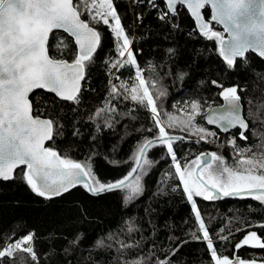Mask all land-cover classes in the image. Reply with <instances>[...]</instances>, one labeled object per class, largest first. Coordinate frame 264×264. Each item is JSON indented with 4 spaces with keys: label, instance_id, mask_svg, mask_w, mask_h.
<instances>
[{
    "label": "trees",
    "instance_id": "16d2710c",
    "mask_svg": "<svg viewBox=\"0 0 264 264\" xmlns=\"http://www.w3.org/2000/svg\"><path fill=\"white\" fill-rule=\"evenodd\" d=\"M113 4L132 41L136 65L113 68L123 60L118 42L108 26L92 21L90 26L100 32L101 44L86 66L79 102L64 101L43 90L29 97L33 115L55 122L54 140L47 147L90 166L101 183L128 176L137 167L138 146L158 135L149 109L124 99L127 93L119 88L120 84H138L139 67L162 114L185 119L190 105L198 102L202 114L195 123L215 133L201 140L194 130L166 128L175 137L173 150L182 169L206 151L220 150L230 167L235 166L239 152L264 155V60L248 52L228 68L218 43L197 30L183 7L162 20L160 15L167 11L162 0H155V6L148 0H113ZM80 11L81 18L88 21L83 7ZM203 15L212 30L225 36L211 21L208 8ZM48 53L72 62L78 50L70 36L54 31ZM217 85L237 87L248 124L246 139L240 138L238 129L222 133L204 123L206 110L223 100ZM161 91L165 94L159 96ZM146 158L151 163L136 173L142 192L130 200L126 199L127 189L94 195L83 183L60 196L41 197L21 178L23 166L15 170L13 179L0 180V250L31 233L36 255L33 261L21 251L0 258V264H214L206 242L195 238L194 234H202L192 201L183 192L166 146L149 147ZM195 199L219 256L264 261V249L234 247L251 231L264 240V227L259 226L264 224V204L248 195Z\"/></svg>",
    "mask_w": 264,
    "mask_h": 264
},
{
    "label": "snow or ice",
    "instance_id": "6c2138e0",
    "mask_svg": "<svg viewBox=\"0 0 264 264\" xmlns=\"http://www.w3.org/2000/svg\"><path fill=\"white\" fill-rule=\"evenodd\" d=\"M148 2L155 6V0ZM165 3L167 11L159 19L174 16L178 6L186 7L195 18L199 31L218 43L219 55L228 68L234 67L237 59L246 58L248 52L264 58V0H165ZM82 7L90 17L88 21L81 19ZM209 7L211 21L223 26L227 39L204 21L202 11ZM92 21L108 26L118 42L119 55L123 60L113 64V68L135 66L136 59L130 50L132 41L121 25L113 0H84L83 4L81 0L75 3L74 0H0V179H13L14 171L23 166L21 178L31 191L41 197L50 199L60 196L83 183L94 195L127 189L129 194L126 199L130 200L142 192L140 175L136 173L151 163L146 158L148 148L157 144L166 146L175 173L183 184V192L193 202L195 219L202 234H194L195 238L206 242L214 264H246L244 260L217 254L193 197L213 200L220 195L246 194L264 204V155L247 156L239 152L235 166L230 167L223 157L212 153L210 160L198 156L182 169L173 150L175 137L166 128L194 130L201 140H207L215 133L195 123L197 116L202 114V105L198 102L190 105L185 119L178 120L176 116L162 114L146 81L141 78L139 67L136 71L138 84L134 83L131 87L120 84L119 88L127 93L124 99L130 98L149 109L158 135L138 146L134 156L137 167L131 169L128 176L114 183H101L92 174L90 166L62 157L54 148L45 146L46 142L54 140L55 122L33 115L30 94L34 95L36 90H46L64 101L79 102L80 82L85 79L86 66L93 60L101 44L100 32L90 26ZM54 30H62L75 38L78 53L72 62L49 56V38ZM217 86L222 88L220 96L226 107L218 114L216 110L209 109L206 123L224 130L231 127L246 130L248 125L240 115L237 87ZM112 93L118 94L115 85ZM164 94L158 92L159 96ZM240 138L246 139L243 131ZM130 179L134 182L129 183ZM259 226L264 227V224ZM220 239L227 240L229 237L221 236ZM32 240V235H27L8 244L0 250V258L22 251L35 261L34 249L29 246ZM244 246L264 249V240L256 231H251L234 247L239 249ZM260 264H264V261Z\"/></svg>",
    "mask_w": 264,
    "mask_h": 264
},
{
    "label": "water",
    "instance_id": "95a60500",
    "mask_svg": "<svg viewBox=\"0 0 264 264\" xmlns=\"http://www.w3.org/2000/svg\"><path fill=\"white\" fill-rule=\"evenodd\" d=\"M163 2H164V4H165V6H166V3H165V0H162ZM184 9H186V7H183ZM209 9V11H210V18H211V9H210V7L208 8ZM186 11L188 12V14H189V16L191 17V19L193 20V22H194V24H195V26H196V28H197V30H199V27H198V25H197V23H196V21H195V18L194 17H192L191 16V14H190V12L186 9ZM204 11V10H203ZM203 11H202V15H203ZM203 18H204V21L205 22H207V23H209V25H210V22L208 21V20H206L205 19V17H204V15H203ZM82 19V18H81ZM83 20V19H82ZM212 22H214V21H212ZM215 23V22H214ZM216 24V23H215ZM218 25V24H217ZM222 29H223V26L222 25H219ZM54 31H62V30H54ZM63 32V31H62ZM65 33V32H64ZM67 34V33H66ZM68 36H70L69 34H67ZM71 37V36H70ZM225 39H227V33H225ZM72 39H73V41H74V37H71ZM76 48H77V50H78V46H76ZM251 53H253V52H251ZM49 54V53H48ZM253 54H255L257 57H259L260 59H262V60H264V58H261L258 54H256V53H253ZM50 56V55H49ZM51 57V56H50ZM52 58V57H51ZM54 59V58H53ZM57 60H65V59H57ZM66 61H68V60H66ZM68 62H70V61H68ZM82 82H83V80L80 82V86H82ZM43 91H46V90H43ZM47 92V91H46ZM53 94V93H52ZM31 95V94H30ZM60 99V98H59ZM62 100V99H61ZM240 103V115H241V117L243 118V119H245L244 118V116H243V106H242V103H241V101L239 102ZM225 107H226V105H225V102L222 100V102H221V104H218V105H215V106H212V107H210L209 109H214V110H216V112H217V114L219 113V112H222L224 109H225ZM208 109V110H209ZM208 110L206 111V113L204 114V123L207 125V126H209V127H213V128H216V129H218L219 131H221L222 133H228V132H230V131H233V130H236V129H238L239 131H240V133L243 131V133H245L246 132V130H243V129H241V128H239V127H231V128H229V129H227V130H224V129H222V128H220L219 126H217V125H209V124H207L206 123V114L208 113ZM40 118H42V119H46V118H43V117H40ZM246 121V120H245ZM247 123V122H246ZM248 125V124H247ZM248 128V127H247ZM49 142V141H48ZM48 142H46V144H45V146L47 147V143ZM204 155H205V157L207 158V157H211V154L208 152V153H204ZM22 167V166H21ZM18 169V168H17ZM15 172V171H14ZM0 180H3V179H0ZM11 180V179H10ZM3 181H8V180H3ZM232 196V195H231ZM234 259H236V258H238V259H240V257H233Z\"/></svg>",
    "mask_w": 264,
    "mask_h": 264
},
{
    "label": "flooded vegetation",
    "instance_id": "af4514ba",
    "mask_svg": "<svg viewBox=\"0 0 264 264\" xmlns=\"http://www.w3.org/2000/svg\"><path fill=\"white\" fill-rule=\"evenodd\" d=\"M210 153V154H212V153H214V151H206V152H204V153ZM216 152H218V154L216 153ZM215 153L217 154V155H219V156H221L222 157V154H220V150H217ZM204 153H200L198 156H200V157H204L205 159H208V160H210L211 159V157H205V155H204ZM201 166H203V164L201 165ZM214 166H215V164H214ZM243 195H246V194H243ZM219 197H225V196H223V195H220ZM193 200H194V202L196 203V199H195V196L193 197ZM193 203V202H192ZM241 259V258H240Z\"/></svg>",
    "mask_w": 264,
    "mask_h": 264
},
{
    "label": "rangeland",
    "instance_id": "374dc122",
    "mask_svg": "<svg viewBox=\"0 0 264 264\" xmlns=\"http://www.w3.org/2000/svg\"><path fill=\"white\" fill-rule=\"evenodd\" d=\"M208 109H209V108H208ZM208 109H207V110H208ZM207 110H206V111H207ZM205 113H206V112H205ZM27 235H31V233H27V234H25V235H23V236H20L19 238L15 239V240H13V241H11V242H9L8 244H11V243H13V242L16 241V240L23 239V238L26 237ZM8 244H7V245H8ZM7 245H6V246H7ZM29 246L32 247V241L30 242ZM246 264H248V262H246ZM257 264H260V263H257Z\"/></svg>",
    "mask_w": 264,
    "mask_h": 264
}]
</instances>
